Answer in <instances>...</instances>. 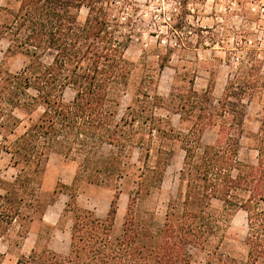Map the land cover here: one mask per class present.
Wrapping results in <instances>:
<instances>
[{
  "label": "trees",
  "instance_id": "trees-1",
  "mask_svg": "<svg viewBox=\"0 0 264 264\" xmlns=\"http://www.w3.org/2000/svg\"><path fill=\"white\" fill-rule=\"evenodd\" d=\"M151 1L0 0V41L9 43L2 63L17 54L24 58L16 72L0 63V151L17 169L13 180L0 179V241H7V252L20 247L36 222L44 225L38 243L50 238L54 227L44 216L62 189L70 191L64 216L71 214L72 222L67 253L45 245L14 264H191L195 251L205 253L203 264H264V109L258 131L247 135L257 161L240 156L245 100L264 86L260 55L248 41L228 50L230 58L246 54L219 99L212 81L199 90L194 77L177 68L169 94L161 95L156 75L175 50L185 48L191 31L185 10L202 0H173L174 43L144 49L135 61L127 51L141 38L142 10ZM148 54L157 57V67ZM68 88L74 96L66 101ZM125 95L129 102L121 113ZM173 114L179 115L177 127ZM207 130L215 133L212 143L203 141ZM106 145L110 151L100 157ZM175 145L184 152L182 167L157 224L155 211L143 204L162 186ZM135 149L139 166L131 161ZM52 153L76 161L78 170L71 186L58 182L49 194L44 181ZM131 168L138 188L128 194L116 234L119 182ZM84 178L114 189L106 216L79 205L77 181ZM214 201L222 202V211ZM229 208L246 213L244 261L226 249Z\"/></svg>",
  "mask_w": 264,
  "mask_h": 264
},
{
  "label": "rangeland",
  "instance_id": "rangeland-1",
  "mask_svg": "<svg viewBox=\"0 0 264 264\" xmlns=\"http://www.w3.org/2000/svg\"><path fill=\"white\" fill-rule=\"evenodd\" d=\"M145 3L146 0H137ZM176 3L173 0H153L142 12L145 13L141 32V38H135L127 51V55L139 61L142 58L144 49L153 48L158 45L167 46L174 43L170 38V15L175 11ZM190 34L187 37L185 48L175 50L171 61L164 70L158 71L157 89L161 95L167 96L173 82L176 68L181 74L187 77H194L197 89H206L209 82H213V94L219 99L227 84L230 74L238 65L239 59L243 58L246 51L239 52L235 57L230 58L228 50L232 49L237 42L245 43L257 49L262 62L264 73V0H202L189 4L187 10ZM87 10H82L86 15ZM216 38V42L212 39ZM217 41H221L220 43ZM8 41H0V63L4 60V53L8 48ZM150 64L155 63L156 56L147 55ZM24 64L22 55H15L5 58L2 63L3 69L12 72L19 71ZM74 92L66 89L64 99L69 101L73 98ZM129 102V96L125 95L121 101L120 112L122 113ZM247 115L244 124V137L240 156L243 160L255 163L257 151L254 150L247 135L256 133L259 129V118L264 109V86L250 99L246 98ZM163 113V112H161ZM173 124L179 125V115H171ZM215 140V133L207 130L204 134V143H212ZM1 143V135H0ZM110 151L109 146H104L100 157H105ZM153 153L150 161H154ZM184 152L175 145V153L172 163L167 167L162 186L153 190V195L145 200L143 207L149 208L156 213V223L163 220L166 205L175 193L179 170L182 167ZM138 150L135 149L132 155V163L140 165L137 161ZM78 163L67 159L63 154L52 153L48 160V167L45 174L44 189L51 194L58 182L71 186L77 174ZM135 169L131 168L129 174L120 180L122 194L118 200V212L114 231L120 234L123 229L124 218L127 212L129 193H135L138 188V178L134 175ZM17 174V169L12 166L10 155L0 151V179L11 181ZM77 201L82 208L93 210L97 215L104 217L110 208L114 189L107 185L89 183L86 178L77 181ZM70 191L62 189L56 202L49 206L44 223L54 227L50 238L42 237L38 243L37 232L44 228L43 224L37 222L33 225L27 238L22 240L20 247L12 248L7 252V241H0V264H14L18 256L29 254L33 248L48 245L50 248L67 253L70 244L71 214L64 216V209L69 201ZM213 207L218 211L223 210L220 201H214ZM227 222V245L226 249L238 260L244 261L247 255L245 237L247 233V218L245 211L232 208L226 213ZM205 261L204 252H194L191 264H203ZM241 264V263H239Z\"/></svg>",
  "mask_w": 264,
  "mask_h": 264
}]
</instances>
